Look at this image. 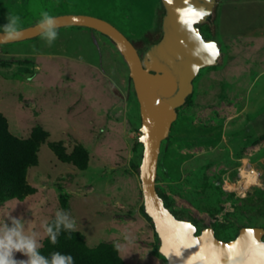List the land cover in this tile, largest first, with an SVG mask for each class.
Returning a JSON list of instances; mask_svg holds the SVG:
<instances>
[{"label":"rangeland","instance_id":"rangeland-1","mask_svg":"<svg viewBox=\"0 0 264 264\" xmlns=\"http://www.w3.org/2000/svg\"><path fill=\"white\" fill-rule=\"evenodd\" d=\"M162 10L160 0H0V26L8 14L19 17V30L37 24L43 12L85 14L139 46ZM212 14L213 32L202 26L200 34L219 46L221 57L199 71L177 109L160 146L155 187L178 218L196 222L197 234L211 228L228 241L241 228L264 229V0H219ZM56 31L51 45L43 34L0 45V115L8 131L19 139L37 128L47 135L27 173L35 193L0 203V224L20 218L40 247L45 225L63 209L88 247L113 245L123 264H167L133 170L143 148L128 68L102 34ZM51 144L67 154L83 149L86 169L59 162ZM241 166L260 172L259 183L239 194L230 192L233 184L225 190ZM14 259L27 257L17 252Z\"/></svg>","mask_w":264,"mask_h":264},{"label":"water","instance_id":"water-1","mask_svg":"<svg viewBox=\"0 0 264 264\" xmlns=\"http://www.w3.org/2000/svg\"><path fill=\"white\" fill-rule=\"evenodd\" d=\"M164 9L162 37L140 56L134 45L109 22L85 14L53 16L56 29L80 27L107 37L122 56L139 105V143L142 159L139 180L143 208L159 240V253L167 264H264V229L244 227L230 241L218 240L211 228L197 234L188 220L177 219L165 206L155 187L161 143L168 137L177 109L192 92L199 71L218 64L219 46L205 40L197 25L213 13L216 0H160ZM17 39L42 34L37 24L20 29ZM0 35H3L0 33Z\"/></svg>","mask_w":264,"mask_h":264},{"label":"trees","instance_id":"trees-1","mask_svg":"<svg viewBox=\"0 0 264 264\" xmlns=\"http://www.w3.org/2000/svg\"><path fill=\"white\" fill-rule=\"evenodd\" d=\"M218 2L219 0H216V3ZM163 16L164 9L154 29L142 35L139 40V46L132 43L140 56H142L151 45L160 41L162 37L161 22ZM202 26H208L209 29L212 30L211 32H213V14L205 23L197 25L199 31ZM188 97L185 99V102ZM46 136L45 132L37 128L27 139L16 138L10 134L6 121L0 115V203L10 199L21 201L35 193L34 188L27 182V173L29 169L37 166L38 147ZM137 143H139V138L137 139ZM50 149L59 162L70 163L78 170L86 169L88 157L83 149L76 147L69 154H67L60 145L51 144ZM133 170L139 173V167H133ZM158 195L163 200L164 206L168 209L163 196L159 193ZM142 210L144 212L143 205ZM171 213L177 219L181 220L175 213ZM188 221L196 227L195 221L191 219H188ZM53 222L54 219H52L49 224ZM237 235L238 232L233 239ZM38 250L40 254L44 256H49L52 252L70 254L74 259V264H123L115 246L101 244L95 248H90L74 231L67 232L61 230L55 244L50 243L48 237H46ZM157 251L160 255L158 238Z\"/></svg>","mask_w":264,"mask_h":264},{"label":"clouds","instance_id":"clouds-1","mask_svg":"<svg viewBox=\"0 0 264 264\" xmlns=\"http://www.w3.org/2000/svg\"><path fill=\"white\" fill-rule=\"evenodd\" d=\"M6 23L0 26V40L17 39L20 36L19 17L8 14ZM37 27L42 31L44 38L49 45L57 38V31L54 26V18L43 12L37 23ZM6 218H9L6 217ZM75 221L70 214L63 209H57L54 222L45 225V233L50 243L55 244L61 230L71 232L75 229ZM37 241L24 234V224L20 218L11 217L10 223L0 224V264H74V259L70 254L52 252L49 256L41 255ZM21 253L27 257L26 260L17 261L14 259L15 253Z\"/></svg>","mask_w":264,"mask_h":264},{"label":"built area","instance_id":"built-area-1","mask_svg":"<svg viewBox=\"0 0 264 264\" xmlns=\"http://www.w3.org/2000/svg\"><path fill=\"white\" fill-rule=\"evenodd\" d=\"M236 177L233 183L225 184L223 185V188L226 190L228 186H231L233 184L234 189L229 188L231 189L230 192H236V194H239L248 187L256 186L259 183L261 173L253 168H250L249 166H241L237 169Z\"/></svg>","mask_w":264,"mask_h":264},{"label":"crops","instance_id":"crops-1","mask_svg":"<svg viewBox=\"0 0 264 264\" xmlns=\"http://www.w3.org/2000/svg\"><path fill=\"white\" fill-rule=\"evenodd\" d=\"M158 264H163L161 261H158Z\"/></svg>","mask_w":264,"mask_h":264}]
</instances>
